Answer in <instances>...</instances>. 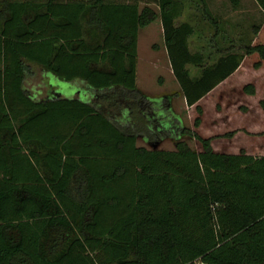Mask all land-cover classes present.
<instances>
[{"label": "trees", "instance_id": "1", "mask_svg": "<svg viewBox=\"0 0 264 264\" xmlns=\"http://www.w3.org/2000/svg\"><path fill=\"white\" fill-rule=\"evenodd\" d=\"M138 1L0 0V264H264V155L213 150L136 84L138 30L158 16L187 105L243 54L205 63L176 0H156L159 12ZM252 52L258 66L264 42ZM33 65L93 91L38 97ZM167 134L173 149L158 147Z\"/></svg>", "mask_w": 264, "mask_h": 264}, {"label": "rangeland", "instance_id": "2", "mask_svg": "<svg viewBox=\"0 0 264 264\" xmlns=\"http://www.w3.org/2000/svg\"><path fill=\"white\" fill-rule=\"evenodd\" d=\"M176 1L180 4V14L176 17V22H189L193 26L194 31L188 37V46L193 52H202L205 63H212L222 54L220 49L243 54V69L247 72L245 80L253 87L257 86L258 92L249 101L240 98L237 102H240L242 107L250 108L249 117L259 123L258 129H260L261 118L256 111H252V106L257 105V98L264 96V67H261L262 61L258 66L254 65L259 60V56L256 52L244 53V45L264 42V12L255 0H238L237 3H232L230 0ZM138 2L140 7L143 4H148L159 12L156 0H139ZM188 68L192 76H197L200 73L199 67L189 64ZM32 69V73L25 79V86L38 97L51 93L50 87H53L54 91L64 96L78 94L77 90H79V97L85 98L86 90L82 88L81 80L75 79L66 82L43 71L38 65H33ZM136 84L152 99L155 97V101H158L159 97L166 100L171 110L180 116L182 125L197 130V127L193 125V120L200 113L194 107L190 108L186 104L178 82L172 73L159 16L138 30ZM221 96L211 93L200 103L201 108L205 109L204 124L208 125L213 118L220 124L227 123L220 131L230 129L237 124L238 120L237 115L233 114L232 97L228 102L220 101ZM224 108L226 110H223ZM215 109L218 110L217 113H215ZM187 142L196 150L200 148V143L195 138H188ZM136 143L150 146L144 135H138ZM158 147L173 149L174 139L167 134L158 143Z\"/></svg>", "mask_w": 264, "mask_h": 264}, {"label": "crops", "instance_id": "3", "mask_svg": "<svg viewBox=\"0 0 264 264\" xmlns=\"http://www.w3.org/2000/svg\"><path fill=\"white\" fill-rule=\"evenodd\" d=\"M243 59L241 60L238 67L232 71L227 77H225L223 80H221L218 84H216L210 91H208L206 94H204L201 98H199L196 103L189 105L190 108L194 107L196 109V105H200L201 101L209 96L211 93L213 94H219L222 98H220V101L225 100L229 101V98L233 99L231 101V106L233 109L234 116L237 115L238 120L237 124L233 125L228 130H222L220 129L227 123H219L216 119H212L209 124H204V118L203 115L205 114V109L201 108L202 111L199 115L200 117V123L197 126V132L203 136V137H209L211 138V146L213 150L218 152H226V153H237L241 149L245 150L246 153L253 154V155H264V111L259 105V99L264 98V96H260L257 98V105L252 106V111H256L259 118H261L262 125L261 128L258 129V122H255L254 120H251L249 117V110L250 108L242 107L240 105V102H237L240 100V98H243L246 101H249L255 93L258 92V87H254V93H248L244 90V86L248 84V81L246 79L247 72L243 69ZM261 67H264V60H261ZM83 88L88 89V91L91 93L93 90L87 87L85 84L83 85ZM79 92V90H77ZM234 97V98H233ZM184 98V97H183ZM185 100V99H184ZM251 101V100H250ZM255 101V100H254ZM223 110H226L225 108ZM218 110L215 109V113H217ZM251 113V112H250ZM229 120V119H228ZM230 121V120H229ZM234 122H236L234 120ZM232 131L233 133L230 136L223 135L225 132ZM255 137V138H254ZM224 139V140H220ZM202 147L200 145V148L197 150H201Z\"/></svg>", "mask_w": 264, "mask_h": 264}, {"label": "built area", "instance_id": "4", "mask_svg": "<svg viewBox=\"0 0 264 264\" xmlns=\"http://www.w3.org/2000/svg\"><path fill=\"white\" fill-rule=\"evenodd\" d=\"M196 264H200V262H197Z\"/></svg>", "mask_w": 264, "mask_h": 264}]
</instances>
